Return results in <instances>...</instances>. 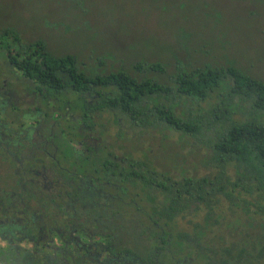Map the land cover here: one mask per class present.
<instances>
[{"label":"trees","instance_id":"obj_1","mask_svg":"<svg viewBox=\"0 0 264 264\" xmlns=\"http://www.w3.org/2000/svg\"><path fill=\"white\" fill-rule=\"evenodd\" d=\"M63 2L71 16L30 19L50 33L35 40L0 15V255L264 264V79L204 43L170 61L101 47L87 0ZM44 109L52 144L12 139Z\"/></svg>","mask_w":264,"mask_h":264},{"label":"rangeland","instance_id":"obj_2","mask_svg":"<svg viewBox=\"0 0 264 264\" xmlns=\"http://www.w3.org/2000/svg\"><path fill=\"white\" fill-rule=\"evenodd\" d=\"M78 3L77 9L94 10L100 28L96 43L101 47L113 48L118 37L121 41L116 48L135 52L129 56H146L157 50L158 58L170 61L171 49L187 56L185 50L192 52L204 43L213 50L217 62L228 59L264 79V0H87L86 7L84 0ZM69 9L63 0H0V15L12 16L10 22L34 40L50 33L45 25L40 31L31 26L32 17L46 12L55 18L68 17L72 15ZM175 139L173 145L178 137ZM158 150L155 145L153 151ZM158 158L161 160L159 154ZM193 163L195 160L188 158L189 169ZM0 249L9 250V244L0 240ZM14 259L13 254L0 255V264H12Z\"/></svg>","mask_w":264,"mask_h":264},{"label":"flooded vegetation","instance_id":"obj_3","mask_svg":"<svg viewBox=\"0 0 264 264\" xmlns=\"http://www.w3.org/2000/svg\"><path fill=\"white\" fill-rule=\"evenodd\" d=\"M26 96H29V95H26ZM25 102L29 103L30 99L25 100ZM0 103H1V98H0ZM29 104L32 105L31 103H29ZM33 110H35V109H33ZM47 111H48L47 109H44L43 111L42 110L33 111L34 112L33 115L28 113L24 118H22L23 119L22 124L14 125V127H18V129L20 130V133L18 135V132H19L18 131L16 134H14L12 136V139H14L15 141H18V142L25 141L26 145H28V144H31L32 140H33V138L32 139L29 138L28 135L33 132V134H35V136H36L34 138L36 145H40V146L45 147V146L52 144L53 141H51V137L53 134H51L50 136H47L45 133H40L42 125L44 124V122L46 120V115H47L46 112ZM56 117H58V115H56L55 118ZM51 118L54 119V117H52V116H51ZM55 124L56 123L53 124V127H55ZM61 125L66 127V123H64V124L62 123ZM71 146L76 151V153L79 154L81 152V149H79L80 146H76L73 143L71 144ZM45 151H47V150L45 149ZM0 240H2L1 237H0Z\"/></svg>","mask_w":264,"mask_h":264}]
</instances>
